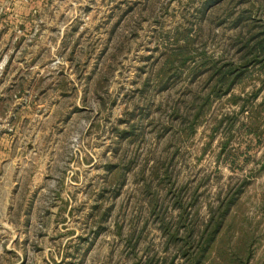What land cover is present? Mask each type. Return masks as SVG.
Returning <instances> with one entry per match:
<instances>
[{
	"label": "rangeland",
	"instance_id": "obj_1",
	"mask_svg": "<svg viewBox=\"0 0 264 264\" xmlns=\"http://www.w3.org/2000/svg\"><path fill=\"white\" fill-rule=\"evenodd\" d=\"M262 41L264 0H0V264H264Z\"/></svg>",
	"mask_w": 264,
	"mask_h": 264
},
{
	"label": "trees",
	"instance_id": "obj_2",
	"mask_svg": "<svg viewBox=\"0 0 264 264\" xmlns=\"http://www.w3.org/2000/svg\"><path fill=\"white\" fill-rule=\"evenodd\" d=\"M208 6H209V4H207V7H205V10H206V8H208ZM191 44H192V40H190V38L187 37L186 38V48L190 47ZM257 47H259L258 51L260 53H259L258 57L262 58V60H261V64H262V62L264 63V41L259 43L257 45ZM181 50H182V48L178 49V51H181ZM173 52L174 53H172V54H175L174 55L175 58H178V56H180V54H176V50H174ZM182 56H184V55H182ZM188 59H189V55L186 54V60H188ZM207 67H208V65H206V64L200 65V68H207ZM244 67H246V66H244ZM209 68H211L213 70V74L211 75L210 80H212V79L216 80L217 86L215 87L214 91H212L211 95H208V97L206 99L207 102H210L213 96H220L221 94H218L219 91L225 90V93L229 92L231 90L232 86H234L235 82L238 81L239 78H241V76H242V73H239V75H237V73H236L234 75L230 69L226 72H222V70L217 69L216 66L209 67ZM236 75H237V77L234 79L233 83H231L230 79ZM228 84H230V85H228Z\"/></svg>",
	"mask_w": 264,
	"mask_h": 264
}]
</instances>
